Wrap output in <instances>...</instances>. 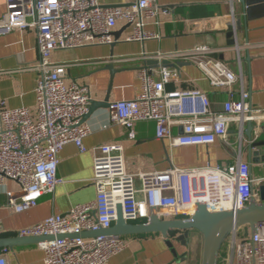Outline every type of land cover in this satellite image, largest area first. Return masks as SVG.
I'll use <instances>...</instances> for the list:
<instances>
[{
  "label": "built area",
  "instance_id": "1",
  "mask_svg": "<svg viewBox=\"0 0 264 264\" xmlns=\"http://www.w3.org/2000/svg\"><path fill=\"white\" fill-rule=\"evenodd\" d=\"M159 9L156 0H126L124 6L105 5L99 0H5L0 38L34 29L39 55L38 64L27 68L37 74L35 116L24 107L0 110V192L7 180L19 187L18 192H4L6 205L15 213L35 208L43 195L53 193L61 185L57 165L63 147L72 144L85 153L83 140L91 133L83 122L91 101L88 88L75 82L66 85L67 65L51 62L50 55L85 46H111L118 22L131 27L124 40L127 43L158 39L155 33L144 29L143 21L155 18ZM210 54L209 47L199 46L148 59L194 65L213 90L225 94L219 111H214L208 96L196 89L166 90L178 79L174 69L142 68L138 72L140 93L130 101L109 104V121L128 131L130 139L135 137L136 123L152 121L156 140L167 142L169 148L221 143L234 153L233 165L185 169L171 166L166 171L129 174L121 145L95 146L91 180L94 200L72 207L65 215L50 216L42 223L21 229L16 236L57 237L108 229L116 221L118 206L129 224H147L152 209L158 219L168 221L188 219L197 204L204 203L211 213L246 206L253 190L264 186V168L261 174L254 175L250 163L243 160L245 145L258 141L254 127L262 129L264 110H253L243 90L236 97L233 86L237 75ZM247 123L254 128L250 140L245 138ZM232 125L236 128L234 141L229 139ZM1 231L0 225V234ZM37 247L43 253V264H107L127 247V242L117 236H99L55 239ZM223 248L229 253V264H264V222L257 224L252 237H245L244 228L236 230ZM0 264H8L2 255Z\"/></svg>",
  "mask_w": 264,
  "mask_h": 264
},
{
  "label": "crops",
  "instance_id": "2",
  "mask_svg": "<svg viewBox=\"0 0 264 264\" xmlns=\"http://www.w3.org/2000/svg\"><path fill=\"white\" fill-rule=\"evenodd\" d=\"M105 5H126V0H99ZM239 0H156L159 6L155 18L143 21L145 30L155 33L158 39L145 42H125L131 27L116 23L111 46L93 45L74 51L58 50L50 55L51 62L66 64L65 84L73 82L86 86L91 101L109 104L130 101L141 91L138 77L145 61L157 54L191 51L199 46L211 49L210 57L222 61L237 75L233 86L236 97L246 93L251 108L264 110V0L253 5L249 14ZM171 7V9H170ZM166 9L168 12H162ZM5 13V0H0V19ZM233 44V45H232ZM36 32L28 29L13 32L0 38V110L27 108L35 116V85L37 74L27 70L38 64ZM149 60V59H148ZM156 60L178 73L166 90L196 89L206 94L211 108L219 111L226 96L213 90L206 78L194 65L175 60ZM163 68L161 65L159 69ZM149 69V68H146ZM90 134L83 140L87 150L81 153L72 144L63 147L57 165V177L62 179L53 193L43 195L37 206L17 214L6 205L4 192H18L12 181H5L0 192V238L17 237V232L28 226L42 223L50 216L65 215L72 207L88 203L95 198L91 184L93 177V148L104 145H121L124 162L129 174L137 172L166 171L171 166L180 169L233 165L234 153L216 143L211 146L169 148L167 142L157 141L154 123L138 122L134 125V138L123 127L111 124L107 108H96L83 118ZM262 129L255 128L258 141L264 143ZM229 139L236 138V128L231 126ZM246 128V125H245ZM264 154L259 150L258 161ZM243 160L247 161V151ZM261 163L252 167L253 174H261ZM138 185V183L136 182ZM127 247L110 259L107 264H201L203 239L196 232L189 233L187 246L173 240V249L165 246L158 235L126 238ZM38 245L0 250L8 264H43V253ZM218 264H229V253L223 247Z\"/></svg>",
  "mask_w": 264,
  "mask_h": 264
},
{
  "label": "water",
  "instance_id": "3",
  "mask_svg": "<svg viewBox=\"0 0 264 264\" xmlns=\"http://www.w3.org/2000/svg\"><path fill=\"white\" fill-rule=\"evenodd\" d=\"M259 0H239V4L244 6V12L249 14L254 4ZM171 9V7H170ZM113 34V33H112ZM233 45V44H232ZM145 68L154 69L159 65L165 66L156 60H147L144 63ZM109 107L108 99L102 102L90 101L88 113L93 112L96 108ZM87 113V115H88ZM254 128L251 123L246 124L245 138L251 139ZM247 162L251 168L256 163L264 164V154L260 160L258 156L264 143L260 141L255 144H246ZM253 149L257 151L253 152ZM257 196V198L255 197ZM248 204L238 210L221 211L211 213L207 210L205 204H197L193 215L186 220H168L163 221L156 217L155 210H151L150 221L147 224L133 223L129 224L121 216L120 206L117 210V218L114 225L108 229H100L97 232H80V234H62L57 237H9L0 238V250H13L14 247L38 245L55 239H95L99 236L104 237H147L158 235L165 241V246L173 249V240L186 247L189 240V233L196 232L203 239L201 264H218L220 252L229 236L240 228H244L245 237H252L255 233L257 224L264 222V186L253 190V196Z\"/></svg>",
  "mask_w": 264,
  "mask_h": 264
},
{
  "label": "trees",
  "instance_id": "4",
  "mask_svg": "<svg viewBox=\"0 0 264 264\" xmlns=\"http://www.w3.org/2000/svg\"><path fill=\"white\" fill-rule=\"evenodd\" d=\"M126 239V238H125Z\"/></svg>",
  "mask_w": 264,
  "mask_h": 264
}]
</instances>
